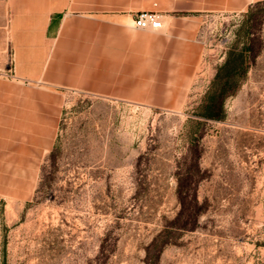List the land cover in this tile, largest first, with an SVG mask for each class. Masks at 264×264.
Instances as JSON below:
<instances>
[{
    "label": "rangeland",
    "instance_id": "rangeland-1",
    "mask_svg": "<svg viewBox=\"0 0 264 264\" xmlns=\"http://www.w3.org/2000/svg\"><path fill=\"white\" fill-rule=\"evenodd\" d=\"M8 2L0 264H145L160 233L158 264H264V2L196 16L179 39L180 60L194 62L116 64L109 82L106 64L81 63L90 68L69 85L26 77L25 32L12 30ZM163 19L161 30L133 31L164 34ZM246 45L245 70L221 68ZM221 89V118L201 116ZM178 190L192 229L174 227Z\"/></svg>",
    "mask_w": 264,
    "mask_h": 264
},
{
    "label": "crops",
    "instance_id": "crops-1",
    "mask_svg": "<svg viewBox=\"0 0 264 264\" xmlns=\"http://www.w3.org/2000/svg\"><path fill=\"white\" fill-rule=\"evenodd\" d=\"M257 1L262 0H9L8 8L12 30L25 32L20 53L29 69L25 76L69 85L90 68L81 63L106 64L102 79L109 82L115 79L116 64H122V71H147V64L168 62L171 70L180 61L194 62L180 60L179 39L192 35L196 16L241 12ZM140 9L165 16L164 34L133 31L140 30L132 26V14ZM134 63L139 66L132 67Z\"/></svg>",
    "mask_w": 264,
    "mask_h": 264
},
{
    "label": "trees",
    "instance_id": "trees-1",
    "mask_svg": "<svg viewBox=\"0 0 264 264\" xmlns=\"http://www.w3.org/2000/svg\"><path fill=\"white\" fill-rule=\"evenodd\" d=\"M264 2V0L262 1H257L252 3L253 4H258ZM250 5V6H251ZM251 47H249L248 45L244 46L241 51H239L236 55L230 57L228 56V58L226 59L224 65L221 68H226L227 66H229L231 64V60L238 64L239 66L242 67V70H245L246 68V64H247V56H248V52L250 51ZM227 79H225V81L223 82V85L227 83ZM224 90L221 89L218 93L213 94L211 97L207 98L206 104L204 105V112L201 114V116L206 117V118H221V109H222V99L224 97ZM215 110V112L212 111ZM186 193L183 194V192H181V190H178V197L180 199V203L182 204L178 215H176V218H174V222H175V226L176 228L179 229H192L194 227V222L192 221L191 223L184 220L181 221L179 220L180 217L183 215V212L185 211V208L188 209V207H186L185 205H183V203L185 202V198H186ZM194 203H197L196 201H194ZM194 205V204H193ZM196 205H194L193 207H195ZM200 209V208H198ZM197 210H193V214H197L200 210H198V212H196ZM188 213V212H187ZM167 229V226H165L164 230ZM161 234V233H160ZM158 234V237L159 235ZM156 236L152 242L150 243V245L145 249V259L144 262L145 264H158V257H159V253L160 250L162 248V242L160 244L159 239Z\"/></svg>",
    "mask_w": 264,
    "mask_h": 264
},
{
    "label": "built area",
    "instance_id": "built-area-1",
    "mask_svg": "<svg viewBox=\"0 0 264 264\" xmlns=\"http://www.w3.org/2000/svg\"><path fill=\"white\" fill-rule=\"evenodd\" d=\"M132 26L140 30H161L163 15L156 10L140 9L132 14Z\"/></svg>",
    "mask_w": 264,
    "mask_h": 264
}]
</instances>
